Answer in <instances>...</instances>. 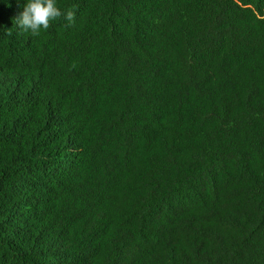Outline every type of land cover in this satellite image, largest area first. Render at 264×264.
Listing matches in <instances>:
<instances>
[{"label": "trees", "instance_id": "obj_1", "mask_svg": "<svg viewBox=\"0 0 264 264\" xmlns=\"http://www.w3.org/2000/svg\"><path fill=\"white\" fill-rule=\"evenodd\" d=\"M0 0V264H264V0Z\"/></svg>", "mask_w": 264, "mask_h": 264}, {"label": "clouds", "instance_id": "obj_2", "mask_svg": "<svg viewBox=\"0 0 264 264\" xmlns=\"http://www.w3.org/2000/svg\"><path fill=\"white\" fill-rule=\"evenodd\" d=\"M18 17L15 19L19 29L38 35L49 27L50 21L63 15L69 25L73 21V12H62L57 0H23Z\"/></svg>", "mask_w": 264, "mask_h": 264}]
</instances>
